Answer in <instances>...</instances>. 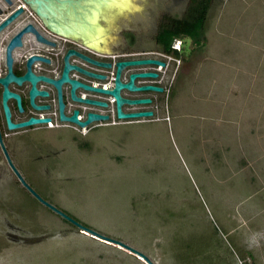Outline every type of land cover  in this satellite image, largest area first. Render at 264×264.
Masks as SVG:
<instances>
[{"label":"rangeland","instance_id":"obj_1","mask_svg":"<svg viewBox=\"0 0 264 264\" xmlns=\"http://www.w3.org/2000/svg\"><path fill=\"white\" fill-rule=\"evenodd\" d=\"M132 2L98 51L173 58L155 116L98 127L76 143L44 136L28 155L18 145L26 183L153 264H264V0ZM170 35L180 50L167 51ZM0 264L147 263L81 231L5 169Z\"/></svg>","mask_w":264,"mask_h":264},{"label":"flooded vegetation","instance_id":"obj_2","mask_svg":"<svg viewBox=\"0 0 264 264\" xmlns=\"http://www.w3.org/2000/svg\"><path fill=\"white\" fill-rule=\"evenodd\" d=\"M27 2L26 0H0V27L17 11L23 10L20 15L0 30V80L6 79L10 74L15 79H21L28 72H31L35 77L45 78L53 82L43 79L38 80L35 84L29 79L21 83L15 79L10 80L7 84L0 82V137L5 148L4 150L0 141V174L5 169L10 170L13 173V179L19 184L21 181L7 158L8 155L12 165L25 181V176L21 170V163L25 157L22 158V154L18 153V145L22 144L27 147L28 151L23 152L28 155L35 150L43 149V146L38 144L42 142L41 137L44 136L52 138L70 136L76 143L81 136H89L98 127L117 126L126 122L142 120H119L116 112V101L113 103L110 99L114 98L113 96L87 90L82 86L75 88L71 83L72 81L95 89L112 90L113 88L110 89L109 85L115 84L116 64L119 61L152 58L163 61L166 63V67H147L149 68L147 70L146 68H126L121 74V80L127 82L133 72L153 71L157 72L159 77L150 80L148 83L165 89L161 82L162 72L168 68V63L165 61L166 57L157 52L153 54L156 56L143 58L140 57L141 55H109L99 52L95 47L83 42L81 35L74 33L71 36L58 33L47 25ZM60 22L63 24V27L60 28L61 31L69 29V25H66L63 19H60ZM160 56L163 58L159 59ZM98 62L111 64L112 67H101L97 65ZM67 65L71 67L67 72L69 81H63L60 86H57L54 82L63 79ZM92 75H103L105 79L99 80ZM142 84L143 82L136 80L137 86ZM102 85H106L107 88ZM33 88L39 92L35 96L32 95ZM6 91L12 96L5 100ZM162 94L158 92L129 93L127 90H123L121 95L124 98H149L152 101L149 105L130 106V109L126 110L125 107L129 105H124L123 111L125 113L152 111L155 116V111L151 109L157 106L156 97ZM83 100L101 102L107 106H98ZM6 108L13 124L25 123L31 119L49 120V122L10 129ZM75 114H77L79 122L87 121L90 114L109 116L110 119L94 121L86 127H81L78 123L70 120ZM62 116L66 119H62ZM44 144L45 148L52 149L53 153L58 154L60 152L55 148L56 144L53 141L49 140ZM28 159L24 162L30 165L33 159L31 157Z\"/></svg>","mask_w":264,"mask_h":264},{"label":"water","instance_id":"obj_3","mask_svg":"<svg viewBox=\"0 0 264 264\" xmlns=\"http://www.w3.org/2000/svg\"><path fill=\"white\" fill-rule=\"evenodd\" d=\"M27 3L35 10L37 15L42 18L47 25L55 29L58 33H63L65 35L73 36L74 33L81 35V39L83 42L95 47L98 50H104L109 47L112 39L118 32V30L127 22V20L132 15L131 7L125 3L123 0H26ZM23 10L17 11L11 18H9L1 27L0 30L10 23L13 19H15L18 15H20ZM73 18L75 19L73 21ZM60 19H63L68 26V30L61 31L60 28L63 27V24L60 22ZM89 60V59H88ZM97 65L105 68H111V64L105 63H97ZM117 67V75L114 84V88L112 90H105L102 88H91L88 86H84L79 84L78 82L72 81L71 83L76 88L78 86H82L87 90L96 91L98 93L106 94L113 96L116 101V112L119 120H140L147 119L154 116V112L152 111H140V112H130L125 113L123 111L124 105H129L133 107L144 106L151 104V99H128L124 98L121 95L123 90H127L129 93H147V92H158L164 93L165 89L160 86H155L149 84L150 80L158 79L159 74L153 71H141V72H133L129 76V80L127 82H122L121 74L123 70L126 68H140L144 69L147 67H166V63L163 61L152 59V58H144L138 60H128V61H119L116 64ZM71 67L67 65L66 71L64 73L63 79L58 82H54L57 86H60L63 81H69L67 77V72ZM99 80H104L105 76L103 75H92ZM10 74L6 79L0 80L4 84H7L10 80H14ZM31 80L34 84L40 80H47L53 82L51 80L45 78L35 77L31 72H28L24 78L15 79L17 82L21 83L24 80ZM136 80H140L143 82L141 86L136 85ZM39 92L35 88L32 90V95L35 96ZM12 96L8 91L5 92L4 97L5 100ZM84 101V100H83ZM84 102L93 103L98 106H107L105 103L101 102H93L86 100ZM7 112V121L8 127L10 129H17L21 127H27L35 124L46 123L49 120H36L31 119L28 122L21 124H13L9 119L8 109ZM62 119H66L62 116ZM109 116H103L98 114H90L87 121L79 122L77 120V114H75L71 121L78 123L81 127H86L94 121H107L109 120ZM0 141L2 144V140L0 137ZM3 146V144H2ZM3 149L5 150L4 146ZM6 153V152H5ZM8 161L11 164L14 172L19 177L22 185H24L37 199H39L45 206L49 209L60 215L65 220H68L74 226L79 228L81 231L88 233L94 237H97L106 242H110L116 244L125 250L131 252L132 254L142 258L147 264H153V262L142 252L136 250L135 248L112 238L106 237L82 223L76 221L69 215L64 212L58 210L50 203L44 201L31 187L24 181L20 173L17 169L12 165L8 155Z\"/></svg>","mask_w":264,"mask_h":264},{"label":"trees","instance_id":"obj_4","mask_svg":"<svg viewBox=\"0 0 264 264\" xmlns=\"http://www.w3.org/2000/svg\"><path fill=\"white\" fill-rule=\"evenodd\" d=\"M199 27H200V24L198 25V27H195V29H198ZM191 30H192L191 33L188 32L189 35H191L193 39H195V40L198 41V39H199V37H200V34H198L197 32H193V30H194L193 27H191ZM173 40H174V36H172V35H170V36L168 37V39H167V48H168L167 51H168V52L171 51V45H172V43H173Z\"/></svg>","mask_w":264,"mask_h":264},{"label":"built area","instance_id":"obj_5","mask_svg":"<svg viewBox=\"0 0 264 264\" xmlns=\"http://www.w3.org/2000/svg\"><path fill=\"white\" fill-rule=\"evenodd\" d=\"M181 46H182V42H180L179 40H176L174 43H173V45H172V48H173V50H180L181 49ZM163 57H166L169 61H171L173 58L172 57H170V56H166V55H163ZM104 88H107V86L106 85H102ZM109 88L110 89H112V88H114V84H111V85H109ZM111 99V101L113 102V103H115V99L114 98H110Z\"/></svg>","mask_w":264,"mask_h":264},{"label":"bare ground","instance_id":"obj_6","mask_svg":"<svg viewBox=\"0 0 264 264\" xmlns=\"http://www.w3.org/2000/svg\"><path fill=\"white\" fill-rule=\"evenodd\" d=\"M125 3H127L131 8L133 7V0H123Z\"/></svg>","mask_w":264,"mask_h":264}]
</instances>
